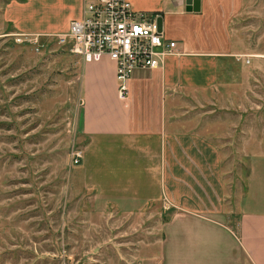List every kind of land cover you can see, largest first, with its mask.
I'll use <instances>...</instances> for the list:
<instances>
[{
  "label": "rangeland",
  "instance_id": "1",
  "mask_svg": "<svg viewBox=\"0 0 264 264\" xmlns=\"http://www.w3.org/2000/svg\"><path fill=\"white\" fill-rule=\"evenodd\" d=\"M25 1L32 2L0 0V264H165L162 240L145 220L163 221L173 209L159 202L142 217L122 221L103 196L95 201L89 186L121 187L142 166L132 162V153L118 139L85 149L82 59L60 45L58 35H23L3 18L7 5ZM170 1L187 16V21L176 16L173 23L195 31V46L222 47L249 61L240 83L235 67H229V91L223 89L228 84L223 81H229L225 72L219 74L223 97L214 101L217 114L208 117L222 134L216 142L225 180L224 218L236 231L237 202L245 197L255 165L252 153L264 154V0H201L199 14L186 13L185 0ZM232 104V113L222 111ZM194 116L201 117L198 111ZM211 129L208 137L216 133ZM76 150L83 157L73 166ZM244 208L264 212V193L251 190Z\"/></svg>",
  "mask_w": 264,
  "mask_h": 264
},
{
  "label": "crops",
  "instance_id": "2",
  "mask_svg": "<svg viewBox=\"0 0 264 264\" xmlns=\"http://www.w3.org/2000/svg\"><path fill=\"white\" fill-rule=\"evenodd\" d=\"M84 1L14 2L7 5L2 16L23 35H62L68 31L71 20L81 18ZM127 1L134 10L160 14V25L165 37L175 42L176 54L165 58L157 70L134 73L128 82L126 101L117 96L113 62L105 57L83 63L80 130L87 139L85 149H98L118 139L122 148L132 153V162L142 166L139 173L122 181L121 187L109 184L110 189L101 191L89 186L95 201L103 196L122 215V221L138 214L142 217L155 203L172 208V214L163 221L145 220L152 227V235L162 240L160 256L165 264H264V212L244 208L251 190L264 193V164L261 167L259 163L264 162V154L252 153V159L250 149L245 147L255 165L251 167L245 197L237 202L241 212L234 231L233 223L224 218L225 180L216 142L222 134H217L208 120L210 115L217 114L214 101L219 95L223 97L219 74L225 72L228 80L229 67H235L236 82L240 83L241 76L243 80L247 78L246 55L237 59L238 53H229L222 47L195 46V31L183 30L173 23L176 16L187 18L178 12V3ZM223 82H228L223 89L229 91L230 79ZM208 103L212 108H204ZM233 107L234 104L222 111L232 113ZM197 111L199 119L194 116ZM210 129L216 133L208 137ZM231 162L233 157L228 161ZM234 165L238 171V157ZM111 192L118 196L109 197Z\"/></svg>",
  "mask_w": 264,
  "mask_h": 264
},
{
  "label": "built area",
  "instance_id": "3",
  "mask_svg": "<svg viewBox=\"0 0 264 264\" xmlns=\"http://www.w3.org/2000/svg\"><path fill=\"white\" fill-rule=\"evenodd\" d=\"M160 20V14L134 10L127 0H85L81 18L71 20L57 41L83 63L105 57L113 62L117 96L126 101L134 73L157 70L176 54L175 42L165 37ZM82 157L76 150L72 165H80Z\"/></svg>",
  "mask_w": 264,
  "mask_h": 264
},
{
  "label": "water",
  "instance_id": "4",
  "mask_svg": "<svg viewBox=\"0 0 264 264\" xmlns=\"http://www.w3.org/2000/svg\"><path fill=\"white\" fill-rule=\"evenodd\" d=\"M200 1L201 0H185V11L188 13H199Z\"/></svg>",
  "mask_w": 264,
  "mask_h": 264
}]
</instances>
